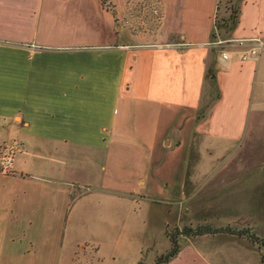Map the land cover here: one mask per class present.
Masks as SVG:
<instances>
[{
  "label": "crops",
  "instance_id": "crops-1",
  "mask_svg": "<svg viewBox=\"0 0 264 264\" xmlns=\"http://www.w3.org/2000/svg\"><path fill=\"white\" fill-rule=\"evenodd\" d=\"M149 1L159 27L136 45L118 22L137 0H0V146L28 156L0 163V264H71L85 251L102 264L135 259L146 217L165 214L145 199L184 197L181 138L198 130L224 146L246 132L264 52L237 55L264 41V0L241 3L231 38H216L226 47L210 42L218 0ZM203 236L166 264H219L230 237L216 248ZM254 246L240 259L263 264Z\"/></svg>",
  "mask_w": 264,
  "mask_h": 264
},
{
  "label": "rangeland",
  "instance_id": "rangeland-1",
  "mask_svg": "<svg viewBox=\"0 0 264 264\" xmlns=\"http://www.w3.org/2000/svg\"><path fill=\"white\" fill-rule=\"evenodd\" d=\"M222 1L225 2V0ZM159 23V9L154 6V3L149 1L146 6V0H137L135 6L126 10L125 17L118 22V25L126 34L133 35L134 38H128L129 43L141 45L146 44V32L157 30ZM209 88L206 84L201 99L202 105L207 104V107L211 106L210 99L207 97ZM213 90L215 92L214 88ZM204 112L207 113L208 110L204 109L202 113ZM251 112L246 132L235 142L225 143L224 146L214 145L198 130L181 138L185 141L182 152L184 164L181 188L184 197L154 196L151 199H145L151 207L165 213L160 214L163 219L158 220L157 217L149 219L150 217L147 216L146 230L141 234V241L146 245V249L141 251L135 259L118 261L117 264H134L135 262V264H152L156 256L169 248L166 231L173 232L183 226L212 225L214 227L230 226L235 229L249 228L259 237H264V87L261 99L257 98L254 101ZM169 138L174 142V137ZM6 143L0 147L5 146ZM168 146L167 143L166 147ZM9 147L19 155L21 162L27 160L26 151H16V145L13 142ZM175 155L172 157L173 160L180 158L179 154L175 153ZM2 162L1 153V166ZM93 170L96 171L97 167ZM163 186L167 185L163 184ZM76 188V194L87 190L86 187L76 186ZM144 203L146 204L145 201ZM221 233L223 234L215 237L209 236L211 234H203L207 235L203 237H211L207 238L211 241L216 240L214 242L217 244L216 248L221 247L220 240L222 241L224 237L231 239L228 241L231 248H226L228 252L219 250L213 260L220 262L219 264H246L244 259H240L241 254L246 251L248 256L249 252L252 254V250L256 247L254 244L257 243L246 236ZM197 236H180L178 239L180 248L188 242L195 241L192 237ZM257 245L260 247L259 244ZM245 246L248 249L246 251L243 250ZM81 254L71 264H102L92 251ZM261 262L264 264V257Z\"/></svg>",
  "mask_w": 264,
  "mask_h": 264
},
{
  "label": "trees",
  "instance_id": "trees-1",
  "mask_svg": "<svg viewBox=\"0 0 264 264\" xmlns=\"http://www.w3.org/2000/svg\"><path fill=\"white\" fill-rule=\"evenodd\" d=\"M244 0H218L214 15V29L210 34V42L216 40L217 37L221 39H230L232 32L239 22L240 7ZM112 9V8H111ZM211 78L213 74L209 72ZM219 98V93L215 94V99ZM9 144L5 146L9 147ZM5 146L0 147V154ZM13 149V148H12ZM219 232H228L240 236H246L251 241L256 242L264 247V237H259L249 228L235 229L230 226L214 227L212 225H197L195 227L183 226L181 229H175L173 232H167L169 239V248L159 256H157L152 264H166L174 258L180 251L179 237L180 236H197L203 234H216Z\"/></svg>",
  "mask_w": 264,
  "mask_h": 264
},
{
  "label": "built area",
  "instance_id": "built-area-1",
  "mask_svg": "<svg viewBox=\"0 0 264 264\" xmlns=\"http://www.w3.org/2000/svg\"><path fill=\"white\" fill-rule=\"evenodd\" d=\"M245 39H241L239 40L238 42L240 44H242L244 42ZM227 41L225 40H215L213 42L214 45L216 46H220V47H226L225 44H226ZM262 52H264V41L263 40H259L258 42H256V44H252L250 47H248L247 49H244V50H241L238 52V59L240 61H246V60H249L253 57H256L258 55H260ZM230 58V55L228 53V51L224 48V49H221L220 51V59H222L223 61L224 60H227ZM6 148H4L2 150V167L4 170H9L11 164H12V161H13V157H14V150L11 148V147H8V146H5Z\"/></svg>",
  "mask_w": 264,
  "mask_h": 264
}]
</instances>
